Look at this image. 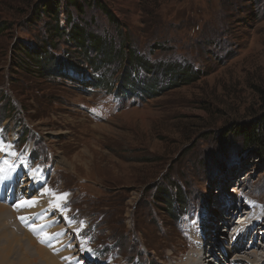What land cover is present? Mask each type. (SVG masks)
Wrapping results in <instances>:
<instances>
[{"label": "rangeland", "instance_id": "obj_1", "mask_svg": "<svg viewBox=\"0 0 264 264\" xmlns=\"http://www.w3.org/2000/svg\"><path fill=\"white\" fill-rule=\"evenodd\" d=\"M57 1L60 19L42 10L46 0H0V191L18 187L16 204L37 194L34 210L53 224L44 232L66 226L75 264H195L201 256L200 264L222 263V244L233 234L223 217L238 216L239 192L253 205L246 212L264 221L257 209L264 206V137L259 148L240 132L264 121V0H103L110 15L94 0ZM68 16L101 39L104 51L91 41L75 46ZM58 25L65 30L57 35ZM46 48L40 64L48 71L31 65L28 72L27 53ZM144 59L159 67L155 74L139 63ZM126 66L158 81V94L147 97L142 83L117 92ZM180 71L199 75L181 82ZM16 170L28 182L43 179L35 194L24 193L27 181L18 182ZM176 185L186 196L183 213L155 197ZM9 207L0 221L24 248L21 227L67 264L55 232L41 243L43 232L15 220ZM254 238L264 251V231ZM83 248L91 249L89 263Z\"/></svg>", "mask_w": 264, "mask_h": 264}, {"label": "bare ground", "instance_id": "obj_2", "mask_svg": "<svg viewBox=\"0 0 264 264\" xmlns=\"http://www.w3.org/2000/svg\"><path fill=\"white\" fill-rule=\"evenodd\" d=\"M14 140H15V138H12V141H14ZM16 171L20 172V174L17 175V178H16L18 182L27 181L26 186L28 187V189L26 191H24V193H31L34 191V194H35V188L38 186L39 182H43V179L42 178L40 179L37 175H35L36 180L32 179L31 182H28L29 178L23 177L22 170H16ZM33 175L34 174H32V176ZM241 185L242 184L239 185L238 189L241 187ZM5 189L8 192L5 191ZM47 191H49V190L44 189L43 193H46ZM236 191L238 193L239 190H236ZM21 193L22 192L20 191V189H18V187L15 188V186H13V189L10 190V189H7V185L6 186L3 185V189H2V191H0V199L4 200L6 203H8L10 205V207L7 205L6 206L9 207L14 212V214H15L14 217H16L15 220H18L20 217H25V220H28L30 225L36 226V231H39L41 233L42 232L47 233L50 235H51V233L54 234V232H55L54 239H60V240H58V242L61 246L60 247V254H62L64 257H67V259H68V261L66 262L67 264H75L72 260V254H73L74 246H72V247L68 246L69 240L63 238V235L65 233H68L66 226H63L62 228L58 227L57 229L53 230L54 232H51L49 230L44 232L45 227L51 228V226L53 224L49 220H47L45 215H41V213L34 210L39 205V199L38 198H40V197L37 194H35L34 196L31 197V199H29L27 197L23 198L21 200L22 202L20 204L14 203V198L18 199L19 194H21ZM238 194H239L238 199L234 200V202H236V205H238L237 206V208H238V214L237 215L238 216L236 217V216L227 215V217H223L225 225L228 227L229 231L233 232V234L231 235L232 238H231V241L229 242L230 245H229V243L227 245H225L224 243L222 244V246L226 248V250H225L226 252H225L224 257H223L224 259L220 261V262H222L220 264H223V263L224 264H264V254L262 253L264 251H262V246H263L262 243L258 244L257 240H253L252 243L250 244V242L248 241V239H249L248 236L253 238V236L257 232V229H262L264 231V223H263L264 221H262L261 217L254 216L253 214L249 215L246 212V209H247L246 205H248V206L250 205L252 207H253V205L249 204L250 202H246L243 198V195L240 194V192ZM222 195H223V193H222ZM225 196L226 195H224L223 197H225ZM65 200H67V198ZM23 202H30L32 204V206H28L27 204H24ZM58 203H59V205L63 204V202H59V201H58ZM1 204L2 203H0V220L3 219L4 213L8 210L7 207L5 206V204H3V205H1ZM65 204H67V203H65ZM231 204H232V202L230 201L228 206L223 207V205H222L221 207L224 210L223 212L229 211L231 208ZM256 208L257 207H255V209ZM257 209H259V211L260 210L262 211L264 209V206L263 205L259 206V208H257ZM253 211L254 210H252V212ZM60 213H61V214H59L60 217H62V216L64 217V215L67 214L66 212H60ZM259 213H261V212H259ZM262 213H263V211H262ZM210 216H212V215H210ZM260 216H263V215H260ZM238 217L240 220H238ZM200 219H201V217H200ZM65 224L67 225L69 230L73 229V231H74V227H75L74 224H67L66 222H65ZM8 225H11V224L8 223ZM209 225H210V223H209ZM250 225H254V226L251 227V229L248 233H246V230ZM7 227L8 226H7V220L6 219L3 220L2 222L0 221V228H2V230H0V264H63L60 262L61 259H59L58 256H56L50 252L52 250H49L48 248H46L40 244L38 245L36 243V241L32 240L31 235L28 233V231L25 228L21 227L23 229V234L27 240V244H25L26 248H24L21 244V243H23V241L21 242V237H19L15 233L8 231ZM197 227H198V230L200 229V232L204 230V228L200 227V223L197 225ZM209 228H208V230L205 229L206 233H208ZM14 229L16 231H18L17 226H15ZM243 229H244V231H243ZM84 231H85L84 227L79 228L78 235L83 234ZM67 236L70 238L69 235H67ZM199 238H201V237L199 236ZM194 239L196 240V239H198V237H196ZM22 240H24V239L22 238ZM243 242H245V243L243 244ZM220 245L221 244H219L218 246L216 245V247H220ZM249 250H252V251H249ZM200 251L202 252V247L200 248L198 253ZM58 252L59 251H57V253ZM88 252L89 251H86L85 248H83V250H82L83 254L81 253V255H83L84 258H86L84 262L89 263V261L91 262V260L88 258V255L85 254ZM209 254H210L209 259L212 262H215L218 258L217 257L218 253H215V247L214 246H213V248L211 247ZM31 255L34 258H30ZM199 255H201V254L199 253ZM68 257H70V258H68ZM194 258H193V260H195L197 263H195L194 261H191V262H194L195 264H200V261H202V259L204 257L201 256V257H199L200 259H198V260L196 258L195 259ZM255 260L257 262L253 263L252 261H255ZM186 262H187V260H186ZM126 264H151V263H148L145 261L142 262L141 259L138 258V259H135L132 263H126ZM187 264H189V263L187 262Z\"/></svg>", "mask_w": 264, "mask_h": 264}, {"label": "trees", "instance_id": "obj_3", "mask_svg": "<svg viewBox=\"0 0 264 264\" xmlns=\"http://www.w3.org/2000/svg\"><path fill=\"white\" fill-rule=\"evenodd\" d=\"M67 2H70L71 4L77 6L78 5V0H67ZM94 3L97 4L99 7H101V9H103L105 12L108 13V15H110V12L108 10V8L106 7L107 5H105L103 0H94ZM46 7L42 8V10L48 11L51 13V15H53L56 18H59L61 16V11H60V4L58 3V1L56 2V0L53 1H48L46 0ZM60 19V18H59ZM70 17L68 16L67 19V23L70 26L69 29V37L70 39L72 38L75 46H77L80 49L83 48H87L89 46V41H91L93 48L96 49L97 52H99L100 50L105 49L104 47V43L101 39H99L96 35L87 32L86 28L83 25H79V24H72L70 25ZM60 20H58L59 22ZM55 30V34H60L62 32H64L65 28L61 27L60 25H58L56 28H54ZM91 45V46H92ZM46 49H39L38 51H30L27 53L28 55V59L26 60L27 63L25 65V68L28 72H32V67L33 66L34 70L37 73L40 72H46L47 67L46 64H40L41 61H45L44 57H46V55H48L49 52L46 51ZM108 54L105 53V56H107ZM90 61L94 64H92V67L96 70L99 71L101 68L98 66V62L95 63L94 61H92V59L89 57ZM129 60V59H128ZM127 60V64L135 63V61H128ZM129 62V63H128ZM139 63L145 68V71L150 74L151 72H154V74L156 73V69H158L159 67L154 65H151L150 62H148L147 60H140ZM63 67V66H62ZM33 70V71H34ZM174 70L171 71V77ZM134 73H132L131 71L128 70L127 66L124 68L122 74H121V78L119 80L118 83V90L117 92L120 93V91L124 88H126L128 86V89H126V91H130L132 88H129V86H135V85H140V83H142L141 87H142V91L144 94L147 95V97H151V96H155L156 94H158V88H161L160 85L158 84V81L154 80L153 82H151V78L145 79V78H137L136 75H133ZM199 72L197 71H192V72H185V71H180L176 74L175 78L179 79L181 82L184 81L186 83L190 82V80L192 79L191 77H195L198 76ZM102 79V78H101ZM193 80V79H192ZM191 80V81H192ZM94 82H98L97 80H95ZM172 83V82H171ZM182 84V83H181ZM241 135L243 136L244 140L246 142H248L249 144H254L257 147H261L263 145L262 143V138L264 137V121L263 123H250L247 126H243L240 130ZM264 146V145H263ZM264 155V153H260L259 156ZM159 184L157 186V190H159L160 188ZM173 187V186H172ZM159 202H168L169 204H172L171 206H174V202L179 204L178 207L181 209L180 212L183 213L184 210L186 208V196L185 194L182 192V189L179 186H174L173 188H170L169 190L167 189V187L162 186V192H158L157 191V195L155 196ZM175 208L172 209L173 211H175Z\"/></svg>", "mask_w": 264, "mask_h": 264}, {"label": "snow or ice", "instance_id": "obj_4", "mask_svg": "<svg viewBox=\"0 0 264 264\" xmlns=\"http://www.w3.org/2000/svg\"><path fill=\"white\" fill-rule=\"evenodd\" d=\"M2 172H3V169H0V173H2ZM4 179H6V177H5L4 175H0V181H2V180H4ZM67 195H68V194L65 193V194H63V195L57 197V200L59 201V200H64V199H66ZM23 203H24V204H27L28 206H32V204H31L30 202H23ZM18 206H19V205H18ZM57 206L59 207V204H57ZM20 219H21L22 222L25 221V217H20ZM29 227H30V229H31L32 231H34V232L36 231V226H35V225H29ZM48 239H50L49 234H47V233H43L42 236H41V243L46 242V240H48ZM88 251L91 252V249H88Z\"/></svg>", "mask_w": 264, "mask_h": 264}]
</instances>
